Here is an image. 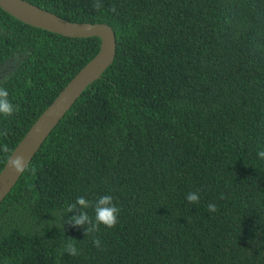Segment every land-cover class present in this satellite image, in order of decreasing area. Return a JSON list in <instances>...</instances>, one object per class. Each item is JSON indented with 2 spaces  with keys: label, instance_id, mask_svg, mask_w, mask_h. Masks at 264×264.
Listing matches in <instances>:
<instances>
[{
  "label": "trees",
  "instance_id": "1",
  "mask_svg": "<svg viewBox=\"0 0 264 264\" xmlns=\"http://www.w3.org/2000/svg\"><path fill=\"white\" fill-rule=\"evenodd\" d=\"M25 1L109 25L117 54L1 204L0 264H264V0ZM100 47L0 8V86L20 106L0 116V172ZM103 194L121 212L98 249L67 223L77 213L61 218ZM68 237L78 256L62 254Z\"/></svg>",
  "mask_w": 264,
  "mask_h": 264
},
{
  "label": "water",
  "instance_id": "2",
  "mask_svg": "<svg viewBox=\"0 0 264 264\" xmlns=\"http://www.w3.org/2000/svg\"><path fill=\"white\" fill-rule=\"evenodd\" d=\"M0 8L34 28L70 38L99 37L101 39L98 54L60 92L12 153L14 156L25 157V164L29 166L49 135L84 91L99 80L114 63L117 54L116 34L107 24L73 23L25 0H0ZM25 171L15 173L10 169L7 161L0 172V206Z\"/></svg>",
  "mask_w": 264,
  "mask_h": 264
},
{
  "label": "clouds",
  "instance_id": "3",
  "mask_svg": "<svg viewBox=\"0 0 264 264\" xmlns=\"http://www.w3.org/2000/svg\"><path fill=\"white\" fill-rule=\"evenodd\" d=\"M92 7L94 10L100 11L103 8V5L99 2V0H94ZM111 11L113 13L117 11L115 5L112 6ZM19 110L20 106L18 104H14L12 100L9 99L8 90L5 87L0 86V116L9 118L18 113ZM7 135L8 130L6 128L0 131V136L7 137ZM2 150L4 152L9 151L6 145L3 146ZM257 156L261 159H264V150L258 151ZM8 166L15 173H22L28 168V164H25V157L19 155L14 156L13 154L9 156ZM31 171L34 174L36 169L33 167ZM199 199L200 197L198 192H189L186 194V200L190 204L198 203ZM90 207H92L94 210V219L89 216L88 212L86 211ZM207 207L210 212L217 211V206L214 203H210ZM73 212L77 214L72 215L67 220V223L73 226L83 227L85 236H91L93 245L99 249L101 247V241L96 237L95 234L100 230L101 225L107 228L115 227L119 223L121 209L116 203H114V198L112 195L103 194L98 196L94 203L89 201L85 196L77 197L74 203H71L67 206L65 214L61 218L62 221L68 213ZM60 247L62 249V254L67 253L70 257H75L80 254L78 248L76 247V240L71 237L65 239Z\"/></svg>",
  "mask_w": 264,
  "mask_h": 264
}]
</instances>
